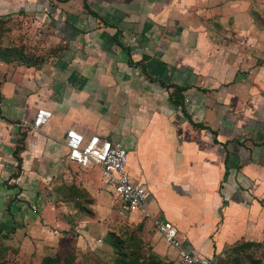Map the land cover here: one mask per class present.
<instances>
[{
    "label": "crops",
    "instance_id": "1",
    "mask_svg": "<svg viewBox=\"0 0 264 264\" xmlns=\"http://www.w3.org/2000/svg\"><path fill=\"white\" fill-rule=\"evenodd\" d=\"M10 13L46 19L66 45L43 67L0 61V205L98 231L101 174L75 176L73 128L126 149L148 191L132 218L170 221L211 261L264 242V0H0ZM38 108L51 117L32 131ZM149 237L159 256H177Z\"/></svg>",
    "mask_w": 264,
    "mask_h": 264
},
{
    "label": "rangeland",
    "instance_id": "2",
    "mask_svg": "<svg viewBox=\"0 0 264 264\" xmlns=\"http://www.w3.org/2000/svg\"><path fill=\"white\" fill-rule=\"evenodd\" d=\"M51 25L44 18L26 13L0 16V61L36 67L53 63L66 42ZM72 168L75 176L88 172L99 180L97 168L82 169L75 164ZM97 186L103 192L98 201V231L88 232V224L72 216L68 226L65 221H51L48 213L25 220L17 212L22 206L6 199L0 205V211L8 213L7 220L0 222V264H43L44 258L51 259L48 264H119L120 257L140 264H183L177 256L164 258L153 251L149 235L155 229L149 217L140 221L132 218L133 210L115 198L101 177ZM92 204L90 200L76 207L94 209ZM29 208L34 209L31 205ZM212 264H264V242L226 247L212 257Z\"/></svg>",
    "mask_w": 264,
    "mask_h": 264
},
{
    "label": "built area",
    "instance_id": "3",
    "mask_svg": "<svg viewBox=\"0 0 264 264\" xmlns=\"http://www.w3.org/2000/svg\"><path fill=\"white\" fill-rule=\"evenodd\" d=\"M51 111L38 108L29 124L32 131H39L48 122ZM16 126H21L17 123ZM64 144L67 147V160L84 169L97 168L103 183L124 207L130 210H142L148 200V191L143 184L134 182L127 169V151L124 146L107 137L92 134L84 136L76 129L65 132ZM50 178H48L49 180ZM147 216H150L146 213ZM153 228L161 235L166 244L174 249L183 264H212L210 258L191 253L179 236L173 223L161 217L150 216ZM98 243L101 239L97 240Z\"/></svg>",
    "mask_w": 264,
    "mask_h": 264
},
{
    "label": "trees",
    "instance_id": "4",
    "mask_svg": "<svg viewBox=\"0 0 264 264\" xmlns=\"http://www.w3.org/2000/svg\"><path fill=\"white\" fill-rule=\"evenodd\" d=\"M178 90L180 91V90H182V88H181V87H178ZM176 99H177V97H176ZM175 102H176L177 104L180 103L178 99H177ZM199 126H201V125H199ZM49 261H51V259L44 258V260H43V264H48ZM119 264H140V263L138 262V260L124 259L123 257H122V259H121V257H120V263H119ZM156 264H159V261H156Z\"/></svg>",
    "mask_w": 264,
    "mask_h": 264
}]
</instances>
